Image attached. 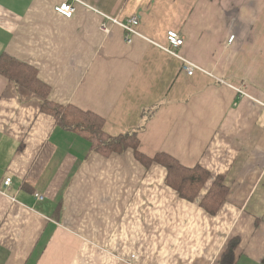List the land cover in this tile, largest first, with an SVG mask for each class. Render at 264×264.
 <instances>
[{
    "label": "crops",
    "instance_id": "1",
    "mask_svg": "<svg viewBox=\"0 0 264 264\" xmlns=\"http://www.w3.org/2000/svg\"><path fill=\"white\" fill-rule=\"evenodd\" d=\"M64 1L0 0V55L35 66L50 100L99 114L109 134L137 132L144 154L205 168L203 194L218 176L228 192L209 213L161 163L92 151L0 74V264H219L233 236L234 264H264V0H79L70 17ZM101 12L137 16L143 36L105 33Z\"/></svg>",
    "mask_w": 264,
    "mask_h": 264
},
{
    "label": "trees",
    "instance_id": "2",
    "mask_svg": "<svg viewBox=\"0 0 264 264\" xmlns=\"http://www.w3.org/2000/svg\"><path fill=\"white\" fill-rule=\"evenodd\" d=\"M0 74L41 96V110L51 114L60 127L87 139L92 151L107 155L132 148L136 158L146 167L152 162L165 166V182L175 189L181 198L191 201L200 198V205L211 214L217 213L224 203L228 186L222 176L216 177L203 194V188L209 178V172L205 168L199 165L185 166L174 156L162 152L148 156L139 150L140 140L137 132L111 135L105 130V118L99 114L74 104L50 100V87L38 77L37 68L32 64L3 52L0 55ZM239 244L238 236L231 237L221 254L219 264H234Z\"/></svg>",
    "mask_w": 264,
    "mask_h": 264
},
{
    "label": "built area",
    "instance_id": "3",
    "mask_svg": "<svg viewBox=\"0 0 264 264\" xmlns=\"http://www.w3.org/2000/svg\"><path fill=\"white\" fill-rule=\"evenodd\" d=\"M75 1H79V0H65L61 4L57 5L55 7V9L58 12L62 13L63 15L70 17V16H72V14L75 11V5H74ZM101 13L103 14V20L100 23V28L105 33L110 32L111 25H119L125 31V40L127 42L132 41V36H135V35L143 36L139 32V30L137 29V26L139 23L137 16H131L127 19L120 20V19L113 17L109 14H106L103 12H101ZM167 40H168V44L173 49H176L177 47L181 46L184 43L183 37L178 32H176L174 30H169L167 32ZM152 42H154V41H152ZM173 53L176 54V52H174V51H173ZM182 67L188 75H193L195 70L199 68L194 62H192L186 58H182ZM237 90L239 92H241L240 88H237ZM10 183H11V178L7 177L5 179V185L7 186ZM35 197L39 200L43 199V195L40 192H36Z\"/></svg>",
    "mask_w": 264,
    "mask_h": 264
},
{
    "label": "rangeland",
    "instance_id": "4",
    "mask_svg": "<svg viewBox=\"0 0 264 264\" xmlns=\"http://www.w3.org/2000/svg\"><path fill=\"white\" fill-rule=\"evenodd\" d=\"M233 37H231V39H232ZM240 88V87H239ZM241 89V93L242 94H245V91L242 89V88H240ZM122 152H124V151H122ZM114 153H121V152H114ZM135 155V154H134ZM136 157V156H135Z\"/></svg>",
    "mask_w": 264,
    "mask_h": 264
}]
</instances>
